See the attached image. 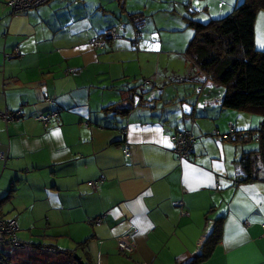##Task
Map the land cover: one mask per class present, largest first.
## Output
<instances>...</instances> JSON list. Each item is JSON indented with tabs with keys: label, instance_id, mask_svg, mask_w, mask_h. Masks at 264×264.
<instances>
[{
	"label": "crops",
	"instance_id": "1",
	"mask_svg": "<svg viewBox=\"0 0 264 264\" xmlns=\"http://www.w3.org/2000/svg\"><path fill=\"white\" fill-rule=\"evenodd\" d=\"M105 2L52 0L1 26L0 112L22 111L20 119L0 118V199L14 189L0 214L16 219L23 243L4 247L8 264H82L72 259L78 251L83 264H184L202 254L219 217L225 218L222 239L199 264H264V167L255 180L236 183L244 177L237 161L253 149L214 134L216 128L227 133L230 123L246 130L249 121L247 130L256 129L258 116L223 107L224 87L213 83L198 96L174 85L170 98L145 78L151 83L143 88L145 104L138 105L134 92L140 89L126 70L136 53L127 35L130 22L114 0ZM5 3L0 0V20L8 21ZM109 29L119 37L95 48L93 39ZM131 100L127 114L103 110ZM53 112L47 126L38 119ZM183 128L197 138L189 159L173 151L172 134ZM46 176L55 180L51 194L67 193L66 203L46 200V209L51 216L70 214L73 237L65 244L71 248L36 243L26 222L29 201L40 199L35 183ZM100 177L101 184L86 189V181ZM180 200L183 208L175 204ZM120 238L134 246L132 253L120 251Z\"/></svg>",
	"mask_w": 264,
	"mask_h": 264
},
{
	"label": "rangeland",
	"instance_id": "2",
	"mask_svg": "<svg viewBox=\"0 0 264 264\" xmlns=\"http://www.w3.org/2000/svg\"><path fill=\"white\" fill-rule=\"evenodd\" d=\"M105 1L106 0H104V2ZM114 1L116 2L114 4L119 5L120 11H122L125 18L128 22H130V25H128L129 29L127 31V35L131 37L129 38L131 41L136 37V26L135 24L133 26L131 22V14L135 11H140L143 14L142 17L145 18V28L143 30L144 35L142 39L139 40L137 45H134L133 41L131 42L130 45L136 53L133 55L132 61H129L126 64L127 72L131 73L129 81L132 83V87L134 86L135 90H139L142 81H144L145 78H149L160 89L158 92L161 93V91L165 89L166 92L170 93V98H173V94H176L174 85H176L180 90L183 91L186 89L188 93L190 91L196 96H198L196 88L203 85L200 81L202 72L188 54V48L191 40L195 36V30L188 25L185 17H193L201 22H207L212 18H222L229 15V13H231L237 5L243 2V0ZM126 1H128L127 7L125 5ZM105 3L107 6L112 4L107 2ZM47 6L48 4L39 8L31 9L28 12L12 14L10 7L6 4L5 10L7 11L6 14H8L9 20H0V29L3 24L7 28L9 21L15 16L19 17L28 14L34 15L39 9H43ZM41 13L43 14V12ZM44 14L46 15L50 13L47 11V13ZM35 27L37 28L39 25H36ZM115 34L116 35L110 39V41L119 37L117 32ZM255 43L257 50H264V9H260L257 14L255 24ZM144 50L147 52L145 53ZM156 72L159 73L156 74ZM202 77L204 76L202 75ZM214 85L218 89L223 87L220 84L213 83V86ZM146 86H148V84H146ZM146 86L143 88L147 89ZM166 95L168 94H162L161 97L158 96L161 98V102L159 103L160 106L165 105L164 99ZM246 116L252 117V115L249 114ZM257 116L258 117L256 119L259 126L263 116L261 114H257ZM249 123L250 122L248 121V126L243 129L247 130L250 125ZM258 126L256 128H258ZM250 129L254 128H249V130ZM248 144L253 150H255V148L258 147L259 142L257 140H250ZM88 181L85 182L86 189L91 190V187L87 184ZM54 184L55 180L47 178V176L37 180L35 185L39 191L40 199L36 202V205H33L32 203L33 199L37 197H33V199L29 201L27 206V215L25 216L26 222H31L28 227L34 228L33 234L35 235L34 239H36V243H44L46 241L58 245L59 248L61 247L60 249L66 247L71 248L72 246L65 244L66 240H72L73 237L69 236V233H73L71 229V222L68 221L70 214L67 210H64L62 214L66 216L65 218L62 215L59 217L55 215L51 216L50 212H47L46 209L49 205L46 200H48V203H52L57 198V202L59 199H62V202L66 203L65 197L67 196V193L65 191H58V193L55 194L50 193ZM18 185L19 182H16L14 188H17L16 186ZM7 216L5 217L13 219L11 217V213L7 214ZM49 219H51L52 222H50ZM53 221L56 223L55 225L52 224ZM51 224L53 225L51 231H47L46 228ZM23 231L24 230H20L19 232ZM74 255L72 259L74 262H77L78 258Z\"/></svg>",
	"mask_w": 264,
	"mask_h": 264
},
{
	"label": "trees",
	"instance_id": "3",
	"mask_svg": "<svg viewBox=\"0 0 264 264\" xmlns=\"http://www.w3.org/2000/svg\"><path fill=\"white\" fill-rule=\"evenodd\" d=\"M260 9H264V0H243L229 15L222 18L201 22L193 17H185L188 25L195 30L188 54L202 72L200 78L202 75L211 77L209 83L224 87L220 104L226 108L263 116L260 126L250 129L259 136L257 149L245 152L237 161L244 182L255 180L258 177L259 165L264 167V50H257L255 43V24ZM141 14L142 12L132 13L133 22L135 17ZM113 32L116 33L115 30ZM132 41L134 43L135 39ZM135 93L139 98L138 105H144L146 99L143 88L140 87V91ZM133 107L131 100V105L124 106L116 102L103 110L106 113L124 115ZM250 140L253 139L236 141L245 143ZM13 196L14 189H11L0 199V203L11 201ZM224 221V217L216 219L214 229L204 243L202 254L184 264H199L214 253L222 239ZM87 241L84 240L80 245L86 244Z\"/></svg>",
	"mask_w": 264,
	"mask_h": 264
},
{
	"label": "built area",
	"instance_id": "4",
	"mask_svg": "<svg viewBox=\"0 0 264 264\" xmlns=\"http://www.w3.org/2000/svg\"><path fill=\"white\" fill-rule=\"evenodd\" d=\"M52 0H7V5L10 7L12 14L25 12L31 9L38 8ZM134 23L136 26V37L134 44H138L139 40L143 37V29L145 27V18L142 16H137L134 19ZM115 36L113 30H108L106 33L102 34L99 38L93 39L92 43L95 48H103L107 45L108 41ZM14 55H20V48L16 47L14 50ZM211 80V77H201V82L203 85L198 86L196 91L201 93L204 90V85ZM149 79H145L142 81L141 88L149 84ZM22 117V111H6L0 112V118H3L6 121L20 119ZM56 118V113H48L38 117L44 124L47 126L51 123V121ZM125 132V130H124ZM214 134L223 139H253L258 140L259 136L255 131L250 130H238L234 127L232 123L229 124V131L227 133H221L219 129L214 130ZM197 138L196 135L188 128L177 129L175 133L172 134L173 141V151L177 155L179 159H189L191 158L194 145ZM125 153L127 156L130 155L128 148L125 149ZM2 158H5V154H1ZM104 181V177H100L97 180L89 181L88 184L90 186L96 187L98 184H101ZM236 183L242 182V178L238 177L235 180ZM175 204L177 206L183 208L184 202L183 200L176 201ZM182 214H188V211L182 210ZM102 222V218H98L96 223L100 224ZM261 227L264 232V221L261 223ZM18 224L15 219H8L5 216H0V264H8V258L6 252L4 250L5 246L21 248L23 247V243L19 238L18 234ZM118 246L121 252L125 254H130L134 251V246L124 239H118Z\"/></svg>",
	"mask_w": 264,
	"mask_h": 264
},
{
	"label": "water",
	"instance_id": "5",
	"mask_svg": "<svg viewBox=\"0 0 264 264\" xmlns=\"http://www.w3.org/2000/svg\"><path fill=\"white\" fill-rule=\"evenodd\" d=\"M77 258H78V260L83 264V262L81 261V258L79 257V256H77V254L75 255Z\"/></svg>",
	"mask_w": 264,
	"mask_h": 264
}]
</instances>
